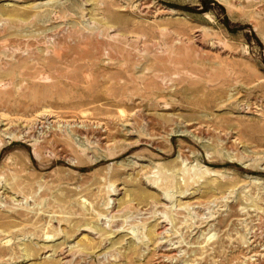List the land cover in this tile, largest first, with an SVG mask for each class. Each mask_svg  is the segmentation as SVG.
Here are the masks:
<instances>
[{
  "label": "rangeland",
  "instance_id": "374dc122",
  "mask_svg": "<svg viewBox=\"0 0 264 264\" xmlns=\"http://www.w3.org/2000/svg\"><path fill=\"white\" fill-rule=\"evenodd\" d=\"M0 264H264V0H0Z\"/></svg>",
  "mask_w": 264,
  "mask_h": 264
}]
</instances>
